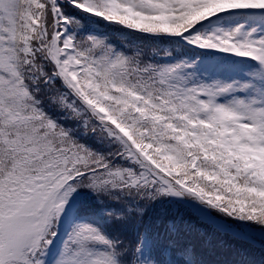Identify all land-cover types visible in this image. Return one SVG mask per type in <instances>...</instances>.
<instances>
[{"label":"snow or ice","instance_id":"1","mask_svg":"<svg viewBox=\"0 0 264 264\" xmlns=\"http://www.w3.org/2000/svg\"><path fill=\"white\" fill-rule=\"evenodd\" d=\"M0 264H264V0H0Z\"/></svg>","mask_w":264,"mask_h":264},{"label":"trees","instance_id":"2","mask_svg":"<svg viewBox=\"0 0 264 264\" xmlns=\"http://www.w3.org/2000/svg\"><path fill=\"white\" fill-rule=\"evenodd\" d=\"M196 210L195 209H193V212H195ZM197 214H199V213H197ZM195 223V222H194ZM223 244H224V247H227V243L226 242H223Z\"/></svg>","mask_w":264,"mask_h":264}]
</instances>
